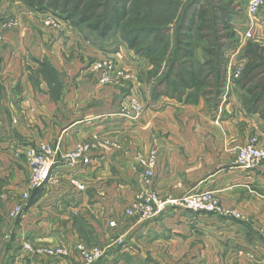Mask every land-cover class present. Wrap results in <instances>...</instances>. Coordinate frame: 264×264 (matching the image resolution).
<instances>
[{
    "label": "crops",
    "instance_id": "obj_1",
    "mask_svg": "<svg viewBox=\"0 0 264 264\" xmlns=\"http://www.w3.org/2000/svg\"><path fill=\"white\" fill-rule=\"evenodd\" d=\"M9 17H17L18 26L4 28ZM0 28V264L16 256L13 264L26 262H19L26 240L96 244L104 251L96 264H264V166L236 164V150L251 135L264 146V120L247 113L235 92L224 101V94L188 98L187 90L179 98L164 88L153 98L143 81L145 110L133 120L120 112L138 78L129 48L118 61L131 81L100 85L91 63L112 56L115 44L102 48L66 22L47 27L21 0H0ZM87 141L96 145L91 162L71 167L60 160L36 202H26L20 217L11 219L33 173L25 147L58 144L66 154ZM152 150L154 188L162 200L213 190L224 212L169 204L151 218L128 215L143 188L134 156ZM56 260L72 264L47 257L38 264Z\"/></svg>",
    "mask_w": 264,
    "mask_h": 264
},
{
    "label": "trees",
    "instance_id": "obj_2",
    "mask_svg": "<svg viewBox=\"0 0 264 264\" xmlns=\"http://www.w3.org/2000/svg\"><path fill=\"white\" fill-rule=\"evenodd\" d=\"M21 1L32 10L52 13L80 28L86 38L100 42L102 48L107 46L105 43L114 30L120 28L128 48L147 57L154 66V73L162 65L167 70L155 85L153 98H158L170 79L174 83L166 91L179 98L187 90L191 91L188 98L202 93L218 99L224 94L230 53L237 48L232 0H188L180 9L173 28L153 25L154 0ZM171 30H174L173 37ZM195 41L203 43L202 58L196 55ZM161 45L163 55L158 54ZM168 46L172 47L171 52ZM240 59L244 66L236 83L242 90L241 103L247 113L258 114L264 120V41L249 40L241 50ZM40 189L34 190L27 202L35 203Z\"/></svg>",
    "mask_w": 264,
    "mask_h": 264
},
{
    "label": "built area",
    "instance_id": "obj_3",
    "mask_svg": "<svg viewBox=\"0 0 264 264\" xmlns=\"http://www.w3.org/2000/svg\"><path fill=\"white\" fill-rule=\"evenodd\" d=\"M264 6V0H249L247 6L248 22L245 25V35L249 38L257 24L256 17ZM61 20L52 13H46L44 24L49 27H59ZM17 17H9L3 23L5 28L18 26ZM4 40L2 28H0V46ZM114 56V55H113ZM104 57L96 59L91 63L92 70L98 75L100 85H121L124 81L132 79L133 75L118 66V58ZM119 56V55H118ZM243 69L242 61L232 71L229 66L227 87L229 88L237 78L240 77ZM121 113L133 120L139 119L145 110V105L138 99L131 97L126 105H121ZM97 137H94L96 139ZM94 141H87L78 145L74 150L62 154L60 146L41 142L27 145L24 155L32 166L33 173L30 180L29 191L23 194V201L15 205L9 212L11 219H17L23 212L25 203L30 198L32 191L41 188L51 179V171L54 165L60 160H64L69 166L75 167L79 161L84 164L91 162V152L95 147ZM136 168L138 169L143 188L139 191L135 205L126 210L130 216L138 215L141 218H151L160 215L167 209L169 204L176 205L182 209L202 213H222L221 201L217 193L213 190H205L196 193H189L181 197H172L162 200L154 188L155 166L157 162V152L150 151L148 154L138 151L135 156ZM236 164L245 169H255L264 165V146L259 145V137H250L245 144L236 150ZM72 184L80 190H84L86 185L77 178H72ZM230 213V212H227ZM237 216H239L237 214ZM116 225L111 222V226ZM75 250L87 264L96 262L103 257L104 251L98 247L88 250L84 244L78 243L73 249L62 245L36 244L26 240L22 245V250L30 257L28 264H38V258H57L69 256Z\"/></svg>",
    "mask_w": 264,
    "mask_h": 264
},
{
    "label": "rangeland",
    "instance_id": "obj_4",
    "mask_svg": "<svg viewBox=\"0 0 264 264\" xmlns=\"http://www.w3.org/2000/svg\"><path fill=\"white\" fill-rule=\"evenodd\" d=\"M154 1H155V3H154V7H153V14H152L153 15V25L156 27L167 26V27L173 28V27H175L176 23L178 22V16H179L180 9L183 7V4H185L188 0H154ZM232 1L234 3V6H235V13H234L233 21H234V25L238 31L237 48L230 53L229 63H228V70H229V66L231 65L232 71H233L236 69L237 65H239V63L242 61L240 59V53H241L242 48L247 44V42L249 40L264 41V6L261 8L258 16L256 17V20H258V23L255 26L253 34L249 38H247L245 35L246 32H245L244 27L249 20L248 19V12H247V6L249 3V0H232ZM45 14L46 13H41L43 23H44ZM5 20L2 21V23H5ZM60 20H61L60 25L65 22L62 19H60ZM47 27H49V26H47ZM150 27H152V23L150 24ZM173 34H174V30H171V33H170L171 37H173ZM149 39L150 38H147L146 42H149ZM107 42L110 43L108 46H111L112 43L116 45V50L113 51V55H114V56L112 55L113 57L118 58V55L123 56V54H125L126 56L130 55V53L127 50L128 44L126 43V41H124L120 28H117L116 30H114V32H113V34H111L110 38L107 39ZM163 47H165V46H163ZM202 47H203V43L195 41L196 55L199 58H202V56H203ZM168 48H169V46H168ZM129 50H131V49H129ZM169 50H170L169 52H171L172 47H170ZM131 51H133L134 54H133V56H129V57L136 63L135 68H136V71L138 74L136 90H135L134 94L131 96L138 99L140 102L144 103V105H145V101L142 100V98L145 97L144 96L145 91H144V89H141V85H142L141 82L144 81L147 83V85L150 89V95H152L154 88H155V85H157V83L164 77V74L167 72V70H165L166 68L163 67V65H162L161 69H159V71L157 73H154L155 72L154 66L147 57L136 53L134 50H131ZM158 54L159 55L164 54V50L162 48V45L158 50ZM105 57H111V55H107ZM242 63H244V62H242ZM120 64L121 63L118 61V66H120ZM147 66L149 68H148L147 72H145L144 69ZM243 66H244V64H243ZM130 74H132V73H130ZM129 81H131V79H129ZM172 83H174L173 79H170V82L166 83V85H165L166 90ZM108 85L113 86L114 84H108ZM122 85H124V84H122ZM114 86H118V85H114ZM241 91H242L241 88H239L236 81H234L233 84L229 88L226 87L225 92H224V96H223V98H224L223 100L224 101L228 100L231 93L235 92V94L238 95V98L241 102V99H240V95L242 93ZM252 136H257V135L254 134V135H251L250 137H252ZM220 201H221V199H220ZM262 235L264 236V228H262ZM78 243L84 244L88 250H91L93 247L100 248L99 246H96V244L92 246V245H90L86 242L80 241V240L70 242V243L65 244V245H63V244H59V245L71 247L73 249V247H75L76 244H78ZM48 245H51V244H48ZM22 252H23L22 254H19V262L22 263V261L24 260L22 258L27 257L28 258L27 261L25 262V260H24L23 264H28L30 262V260H29L30 256L27 253H25L23 250H22ZM16 258H17V256L13 257V259H15V260H16ZM44 258L45 257H40L37 260H44ZM57 258L65 259V260L71 259L72 264H81L80 261L75 259V258H80L83 264H87L78 255V251L75 249L71 255L64 256V257H57ZM101 258H99L96 262L91 263V264H96L97 262H99L101 260ZM15 260L10 259L9 261H7V264H13L15 262ZM56 261H58L57 264H61L59 260H56Z\"/></svg>",
    "mask_w": 264,
    "mask_h": 264
}]
</instances>
